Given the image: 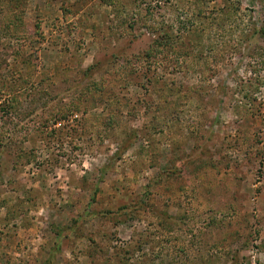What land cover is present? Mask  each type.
<instances>
[{"label":"rangeland","instance_id":"374dc122","mask_svg":"<svg viewBox=\"0 0 264 264\" xmlns=\"http://www.w3.org/2000/svg\"><path fill=\"white\" fill-rule=\"evenodd\" d=\"M0 264H264V0H0Z\"/></svg>","mask_w":264,"mask_h":264}]
</instances>
